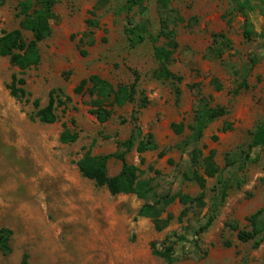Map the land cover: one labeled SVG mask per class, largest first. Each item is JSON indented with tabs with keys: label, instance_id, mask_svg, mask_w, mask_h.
<instances>
[{
	"label": "rangeland",
	"instance_id": "obj_1",
	"mask_svg": "<svg viewBox=\"0 0 264 264\" xmlns=\"http://www.w3.org/2000/svg\"><path fill=\"white\" fill-rule=\"evenodd\" d=\"M18 1L0 7V32L18 27ZM167 1L182 19L174 25L177 48L169 64L182 77L179 83L151 75L158 66L153 47L162 40L130 45L126 18L118 11L122 0H57L36 66L21 73L0 56V227L13 231L12 251L0 253V264H20L24 253L28 264H168L150 246L169 242H174L171 264H264V240L253 247L252 241L237 239L238 231L250 230L247 218L264 209V147L250 149L252 161L244 160L252 132L264 120V0L262 6L252 2V11L230 0ZM158 3L148 0L140 16L133 12L146 20V32L152 34L159 28ZM91 18L97 26L87 24ZM22 33L31 38L30 32ZM134 73L139 76L134 102L114 106L105 122L89 112L88 85L74 91L91 74L116 85L130 84ZM13 76L24 78L30 96L9 94ZM215 78L219 90L211 82ZM243 79L248 87L232 94ZM52 89L61 100L68 98L56 109V121L30 119L33 100L44 107ZM142 97L148 104L137 114L141 138L151 132L156 149L139 153L135 146L125 150L118 143L130 136V115ZM200 97L209 106L228 109L195 145L201 160L212 154L219 168L213 177L196 168L205 176L203 206L193 204L180 217L184 206L175 199L162 214L172 215L169 225L156 230L150 218L138 215L143 199L111 195L80 175L76 162L88 149L93 155L124 151L141 178L154 179L159 194L197 195L199 186L183 175L192 169L193 145L184 143ZM178 122L185 126L180 134L171 129ZM226 124L231 128L222 130ZM64 128L77 133V139L61 143ZM121 164L108 159V175L117 174Z\"/></svg>",
	"mask_w": 264,
	"mask_h": 264
},
{
	"label": "trees",
	"instance_id": "obj_2",
	"mask_svg": "<svg viewBox=\"0 0 264 264\" xmlns=\"http://www.w3.org/2000/svg\"><path fill=\"white\" fill-rule=\"evenodd\" d=\"M7 0H0V7ZM240 10L252 11L256 7L252 2H257L262 6L261 0H230ZM57 0H19L17 17L19 18L18 27L9 31L0 32V56L8 57L9 62L19 68L23 73L26 69L36 66L40 62L39 43L44 40L51 32L49 20L52 17V9ZM148 0H122L118 11L126 18V26L124 34L131 46H137L149 40L153 43L162 40V44L154 45L153 57L158 66L152 71V77L163 81L177 82L182 80V77L173 73L169 69V64L173 60V54L177 48L176 31L174 25L180 22L178 12L168 7L167 0H159L160 5L159 28L155 34L146 32V20L141 19L140 12L146 8ZM138 12L133 14V12ZM137 14V15H136ZM94 15V12H92ZM89 26H97V20L94 18L88 19ZM23 31H28L31 38L26 40L23 37ZM250 32L245 30L244 35L247 37ZM83 53V52H82ZM139 76L134 73V79L130 84L114 85L109 80L102 78L97 74H91L87 78L82 79L75 87V92H81L84 86H87V91L90 97L89 112L93 114L99 122L107 121L114 106H123L127 103L134 102L137 83ZM212 84L216 90L221 89V84L218 80L212 79ZM25 80L23 77H12L8 84L9 94L16 99H23L30 96V93L23 87ZM248 84L243 79L232 91V94H237L240 89H246ZM56 90L52 89L48 94V101L44 107H39V101L33 100L35 111L29 117L37 119L40 123L51 124L56 121V109L59 105L66 103L68 98L61 100L56 96ZM176 96H179L178 88H175ZM148 101L142 97L138 103V107L134 109L130 115V122L133 124L130 136L118 143V146L129 150L136 148V151L143 153L148 150L156 149V143L153 139V134L147 132L141 138L142 132L137 123V114L139 110L145 107ZM228 109L224 106H209L205 97H200L197 106L194 110L193 124L190 126V134L187 136L184 144H192L193 148L190 151V163L192 169L184 173L183 177L186 180L195 182L200 192L195 196L177 192L174 194H159L153 178H141L139 168L125 161L124 151L112 152L107 154L93 155L88 149L82 157L76 162L80 175L90 179L97 187H105L111 195L116 194H135L138 198L145 202L141 205L138 215L148 217L152 220L156 230H162L169 225L172 220V215L165 212L167 206L175 199L184 206L180 212V217L186 215L189 207L193 204L201 207L204 204L205 197V176H215L219 168L215 164L212 154L201 160V150L195 145L202 137L204 129L216 119L225 116ZM125 121V120H123ZM183 122L172 123L171 129L174 133L180 134L184 131ZM230 124L224 125L221 129H230ZM61 143H71L77 139V133L71 132L68 128H64L59 135ZM264 147V120L259 122L252 132L251 142L247 146V152L244 153L245 161H252L249 156V150L254 147ZM162 155V153H160ZM229 154H226V165H232L229 160ZM118 158L121 160V168L119 172L113 176L107 173V161L110 158ZM244 164V163H243ZM202 166L204 169L203 176L196 169ZM264 209H259L247 218L250 225V230H240L237 233L239 241H252L253 247H258L264 240ZM209 223V220L208 222ZM13 231L8 227H0V253L8 255L12 251L10 244ZM170 237L165 238V242H169ZM174 242H169L161 248L155 247L152 243L151 253L154 256L161 258L165 263L171 264L175 262L173 254ZM28 255L24 253L20 264H28Z\"/></svg>",
	"mask_w": 264,
	"mask_h": 264
}]
</instances>
